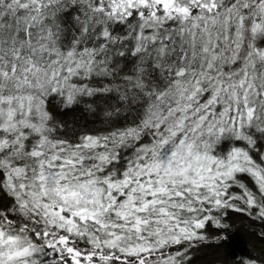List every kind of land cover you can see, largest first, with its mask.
Segmentation results:
<instances>
[{
	"label": "snow or ice",
	"instance_id": "obj_1",
	"mask_svg": "<svg viewBox=\"0 0 264 264\" xmlns=\"http://www.w3.org/2000/svg\"><path fill=\"white\" fill-rule=\"evenodd\" d=\"M0 264H264V0H0Z\"/></svg>",
	"mask_w": 264,
	"mask_h": 264
}]
</instances>
